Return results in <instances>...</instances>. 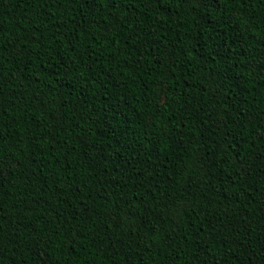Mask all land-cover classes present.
Segmentation results:
<instances>
[{
  "label": "trees",
  "instance_id": "obj_1",
  "mask_svg": "<svg viewBox=\"0 0 264 264\" xmlns=\"http://www.w3.org/2000/svg\"><path fill=\"white\" fill-rule=\"evenodd\" d=\"M0 264H264V0H0Z\"/></svg>",
  "mask_w": 264,
  "mask_h": 264
}]
</instances>
